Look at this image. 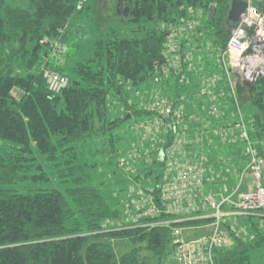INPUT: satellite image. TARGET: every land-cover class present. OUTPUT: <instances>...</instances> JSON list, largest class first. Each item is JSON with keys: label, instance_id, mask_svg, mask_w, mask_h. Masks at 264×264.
Segmentation results:
<instances>
[{"label": "trees", "instance_id": "obj_1", "mask_svg": "<svg viewBox=\"0 0 264 264\" xmlns=\"http://www.w3.org/2000/svg\"><path fill=\"white\" fill-rule=\"evenodd\" d=\"M231 1L126 0L127 15H118L132 24L133 35L97 39L90 56L77 59L67 43L73 18L95 7L96 0L92 5L88 0H0V264H168L172 227L211 221L137 226L178 217L166 210L169 201L157 199L159 189L151 192L157 216L126 220V211L132 217L138 211L127 205L131 185L160 180L164 163L158 151L173 140L169 130L152 138L135 126L157 114L148 109L149 101L163 97L166 104L203 115L195 94L212 79L217 111L203 120L210 130L200 131L201 121L187 118L193 126L189 138L200 137L215 168L246 158L239 142L220 141L212 128L243 117L249 138L262 142L264 76L251 82L255 110L247 114L228 85L224 48L233 25ZM55 43L63 47L58 56ZM229 68L239 94L241 78ZM49 71L66 78L59 92L48 88ZM99 132L108 135L106 144L121 170L113 169L116 180L125 181L112 194L94 184L95 164L82 159L83 144ZM257 149L264 154L261 146ZM44 164L59 185L50 183ZM251 216L240 225L237 216L224 222L229 237L225 246L213 248L215 264H264V225ZM115 238H126L130 249L117 254ZM143 243L153 261L140 257Z\"/></svg>", "mask_w": 264, "mask_h": 264}, {"label": "built area", "instance_id": "obj_2", "mask_svg": "<svg viewBox=\"0 0 264 264\" xmlns=\"http://www.w3.org/2000/svg\"><path fill=\"white\" fill-rule=\"evenodd\" d=\"M245 1L247 2L245 12L231 29L224 48L228 85L231 96L236 102L239 101V94L235 90L234 80L229 76L231 70L229 67L234 68L240 78L245 77L250 82L261 75L264 76V66H262L264 64V0ZM166 46L167 51H170L171 38ZM53 48V53L57 56L63 51L62 45L58 43H55ZM247 52L251 53L248 58L245 56ZM251 56H254V59H251ZM261 58L262 63L259 65ZM48 74V88L53 92H59L65 84V76L58 71H49ZM212 81V79L208 80L200 92L195 94L196 97L200 95L203 102L201 109L203 115L198 110L187 112L182 107L166 104L163 97H158L157 100L153 99L146 104L148 109L155 110L157 114L154 117L144 118L135 125L142 129L144 135H150L152 138L169 130L173 140L165 149L158 151V157L164 163L160 171V180L150 184L146 181L141 185L130 186L127 205L133 203L139 212L137 211L132 217L127 210L126 220L132 218L136 220L141 216H157L160 209L151 192L159 189L160 194L157 199L165 203L169 201L166 210L178 214V217L140 223L136 224L137 226L166 225L175 221L202 218H211L210 223L213 225L210 235L190 239L182 237L183 228L173 226L171 235L174 264H215L213 248L225 246L229 237L228 230L224 227L225 218L243 214H264V154L259 153L257 146L249 138L243 117L233 125L229 122L228 126L211 130L219 133V140L222 142H239L240 147L244 148L242 155L246 158L245 161L238 158L240 160L238 163L219 162L218 167L215 168L209 159V151H204L199 143L200 137L188 136L191 134L188 130L193 129V126L185 122L187 118L191 123L200 120L202 123L200 131L210 130L203 120L207 115L217 111ZM240 115L242 116V112ZM205 127L209 130H205ZM162 137L160 141L164 142ZM136 153L138 152L133 151L134 157ZM119 161L121 165L126 162L123 156ZM133 193H136V197L132 196ZM196 227L198 226L188 228Z\"/></svg>", "mask_w": 264, "mask_h": 264}, {"label": "rangeland", "instance_id": "obj_3", "mask_svg": "<svg viewBox=\"0 0 264 264\" xmlns=\"http://www.w3.org/2000/svg\"><path fill=\"white\" fill-rule=\"evenodd\" d=\"M88 1L89 4L92 5L93 0ZM114 1L115 0H96L95 7L91 6L88 11L84 12V14L77 15L76 18H73V25L70 28L67 41L72 57L85 59L90 56L93 44L97 39H102L106 36H111L112 34L120 35L121 33L133 35V31L131 29L132 24L121 21V18L115 12ZM106 28L107 32L105 31ZM248 55H251V53L247 52L245 54V56H247L246 58L249 57ZM251 59H254V56H251ZM261 63L262 58L259 60V65ZM262 66H264V64H262ZM257 68L259 69V67ZM250 69H252V67H250ZM242 103L244 114L255 110L254 105H252L250 101ZM115 131L118 132L117 130ZM107 136L108 135L106 133L99 132V134L93 138V141L85 142L83 144L84 151L82 159L89 164H95V166L91 169L93 179L95 181L94 184H99L103 190L112 194L114 190L124 186L125 181L122 182L116 180L117 177H115L113 173V169L117 170L119 174L121 170L115 165V157L113 153L110 152L108 145L106 144ZM261 139L262 142L257 138H252V142H254L256 146H261V149L264 151V137H261ZM44 165L49 172L50 183L54 186L59 185L53 169L51 171L50 165ZM99 182H101V184ZM247 215L248 214L237 216V222L239 225L245 222ZM233 219H235L233 216L229 218L227 217L224 222L231 223L233 222ZM251 220L258 225H264V214H253V216H251ZM211 227H213V225L209 222L206 225H199L194 229L183 228L182 237L190 239L197 236L210 235L212 233ZM111 243L117 254H121L129 250L131 246L130 242L126 238L111 239ZM139 248L140 257L147 261H153L151 252L148 248H146L144 243L141 244ZM169 263H175L173 256L169 257ZM257 264H261V261H258Z\"/></svg>", "mask_w": 264, "mask_h": 264}, {"label": "water", "instance_id": "obj_4", "mask_svg": "<svg viewBox=\"0 0 264 264\" xmlns=\"http://www.w3.org/2000/svg\"><path fill=\"white\" fill-rule=\"evenodd\" d=\"M247 6V2L245 0H232L230 3V9L228 12V19H230L233 23L232 28L238 23L241 18V15L245 12ZM128 7L126 6L123 14L127 15ZM239 91V101L245 102L251 100L253 93L255 91V87L248 81L247 78L242 77L238 86ZM130 113L127 114L126 117H129Z\"/></svg>", "mask_w": 264, "mask_h": 264}, {"label": "flooded vegetation", "instance_id": "obj_5", "mask_svg": "<svg viewBox=\"0 0 264 264\" xmlns=\"http://www.w3.org/2000/svg\"><path fill=\"white\" fill-rule=\"evenodd\" d=\"M115 12L117 14L123 13L126 5V0H115L114 2ZM128 7V6H127Z\"/></svg>", "mask_w": 264, "mask_h": 264}]
</instances>
